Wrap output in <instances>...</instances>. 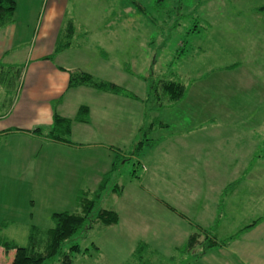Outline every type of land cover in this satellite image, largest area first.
I'll list each match as a JSON object with an SVG mask.
<instances>
[{"label": "rangeland", "instance_id": "374dc122", "mask_svg": "<svg viewBox=\"0 0 264 264\" xmlns=\"http://www.w3.org/2000/svg\"><path fill=\"white\" fill-rule=\"evenodd\" d=\"M55 1L56 14L73 15L93 34L81 40L90 49L82 67L95 79L142 98L151 85L144 107L136 105L143 129L124 131L115 142L95 128L82 135L90 147L75 133L73 152L53 154L58 164L36 165L33 177L3 164L0 241L25 246L33 226L43 251L51 214H82L83 199L94 201L86 219L91 227L59 251L74 264H264V12L258 10L264 0ZM97 46L105 50L99 63ZM16 78L10 71L6 83L0 79V95L14 99ZM165 81L184 84L185 94L163 101L158 93ZM188 133L193 140L176 143ZM108 141L122 151L103 174L112 152L101 144ZM29 196L32 218L24 202ZM101 209L116 212L117 221L97 220ZM185 216L208 229L193 248L186 246L187 231L197 228ZM217 238L226 246L214 257ZM13 254L0 246V264H11ZM61 254L42 264H60Z\"/></svg>", "mask_w": 264, "mask_h": 264}, {"label": "crops", "instance_id": "0c3cea01", "mask_svg": "<svg viewBox=\"0 0 264 264\" xmlns=\"http://www.w3.org/2000/svg\"><path fill=\"white\" fill-rule=\"evenodd\" d=\"M46 5V0H16L12 21L5 24L0 21V79L6 83L5 79L6 77L8 79L9 72L15 71L16 79L20 80L14 99L7 98L4 91L1 94L4 99H8V102L5 104L0 102V167L3 164L13 166L17 176H35L36 165L41 167L44 164L48 168L57 165L60 160L51 159L50 156L72 153V147L77 145L72 141L75 133L79 134L90 147L91 143L82 135L91 136L95 128L98 132L111 136L115 142L121 139L119 134H123L124 131L130 130L131 134L140 132L143 129V119L139 120L137 107H144L143 102L150 97L149 90L144 94L145 98H142L126 90L110 93L88 85L70 87L69 78L72 72H83L94 76L92 74L94 71L82 67V55L90 49H82V45L87 40L81 41L83 37H92L93 34L89 32L88 27L78 26L73 15L56 14L55 0L50 2L46 14H41L46 9ZM68 22L73 26V33L69 38L66 33ZM25 37L27 38L24 39ZM62 37L66 39H60ZM67 41L68 44L62 46ZM94 52L95 61L99 63L101 59L99 54L105 50L97 46L94 47ZM81 106L88 107L87 120L74 121ZM124 107H128L126 112L123 111ZM55 115L73 119L70 142L54 141L47 136ZM190 139L193 140L194 136L188 133L177 137L176 143ZM115 142L108 141L106 143H109L108 145L101 144L112 152L109 153L111 160L103 174L112 167L116 158L115 152L122 151V147ZM40 157L42 159H39ZM40 172L42 174L41 170ZM235 185H240L239 179L233 183L232 188ZM24 202L27 205V214L29 212L28 216L32 218L30 210L34 198L29 196ZM182 218L187 220L189 226L197 228V232L187 231L188 239L192 234L198 233V230H202L203 234L208 231L194 223L193 219H188L186 216ZM4 221L5 219H0V222ZM200 236V234L196 236L197 240L193 247L201 243ZM214 236L215 234L213 238ZM216 242L217 244L213 246L219 248L211 254L214 257L221 255L224 251L222 246H226V244L219 245L218 238ZM225 264L232 263L226 261Z\"/></svg>", "mask_w": 264, "mask_h": 264}, {"label": "trees", "instance_id": "16d2710c", "mask_svg": "<svg viewBox=\"0 0 264 264\" xmlns=\"http://www.w3.org/2000/svg\"><path fill=\"white\" fill-rule=\"evenodd\" d=\"M16 8V0H0V21L2 24L12 21V16ZM259 11L264 12V5L258 8ZM67 38L71 37L73 33V26L71 22H68L66 27ZM68 41L63 45H67ZM77 85H88L99 91L110 92V93H120L124 91L122 87L102 80H96L92 75L83 73V72H72L70 73L69 86L74 87ZM159 93L158 97L163 101H171L173 103L181 98L186 92V86L182 83L169 82L165 81L159 83ZM151 85L148 86L150 91ZM88 116V107L81 106L78 110V114L75 117L74 121L84 122L87 120ZM73 119L64 118L59 115L53 117V122L50 127L47 136L52 138L54 141L70 142V132L71 124ZM40 132V129H38ZM136 149V148H135ZM114 161L112 167L108 172H111L114 168ZM107 172V173H108ZM105 179L100 183L96 197L100 195V192L103 189ZM82 207V214L69 213L66 211L54 212L51 214L53 221V226L47 230V241L44 245L43 251H39V241L37 240V230L32 226L27 238V245L19 246L16 243L1 240L0 246L4 250H13V258L11 264H42L45 259L51 258L59 253L61 244L71 238L75 233L80 231L84 226L86 229L90 228L89 223L86 224V219L89 218V212L91 213L94 201L84 200L80 201ZM97 220H100L102 223H113L117 221V213L112 210L101 209L98 211ZM253 225V224H252ZM202 231V230H201ZM198 230V233L192 234L187 242V247L191 248L196 241V236L202 233ZM205 235V233H204ZM192 239V240H191ZM215 245L217 244L216 240L212 241ZM221 245V244H219ZM72 251H79L80 248L78 245H73L71 247ZM60 264H74L70 255L63 253L60 255Z\"/></svg>", "mask_w": 264, "mask_h": 264}]
</instances>
